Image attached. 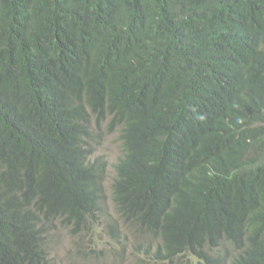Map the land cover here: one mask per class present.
I'll return each mask as SVG.
<instances>
[{"label":"trees","instance_id":"trees-1","mask_svg":"<svg viewBox=\"0 0 264 264\" xmlns=\"http://www.w3.org/2000/svg\"><path fill=\"white\" fill-rule=\"evenodd\" d=\"M99 224L141 264H264V0H0V264Z\"/></svg>","mask_w":264,"mask_h":264},{"label":"rangeland","instance_id":"rangeland-1","mask_svg":"<svg viewBox=\"0 0 264 264\" xmlns=\"http://www.w3.org/2000/svg\"><path fill=\"white\" fill-rule=\"evenodd\" d=\"M90 129L92 131L89 140L91 158H101L107 166L108 177L105 180V189L107 196H109L110 181L114 176L113 164L121 155L119 131L108 133L105 125L99 129L95 123L91 124ZM50 239V257L54 264H141L139 257L144 255L143 252L132 248L130 238L122 236V239L116 242L107 235L100 224L96 230H87L86 234L80 238L77 245H80L79 251L76 248L73 249L76 243L71 232L66 229L61 228L54 231ZM90 247H94L96 252L100 251L101 253H88ZM186 264H190V262ZM192 264H196V262L193 261Z\"/></svg>","mask_w":264,"mask_h":264},{"label":"clouds","instance_id":"clouds-1","mask_svg":"<svg viewBox=\"0 0 264 264\" xmlns=\"http://www.w3.org/2000/svg\"><path fill=\"white\" fill-rule=\"evenodd\" d=\"M107 180V179H106ZM109 180V179H108ZM104 231L107 233V235H109L110 236V234L106 231V229H104ZM133 247V246H132ZM94 248V247H93Z\"/></svg>","mask_w":264,"mask_h":264}]
</instances>
